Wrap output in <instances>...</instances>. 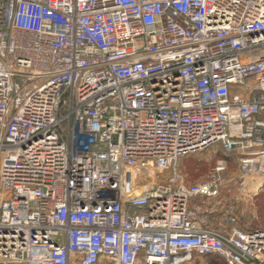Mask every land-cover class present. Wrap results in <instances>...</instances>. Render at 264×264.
<instances>
[{"label": "built area", "instance_id": "obj_1", "mask_svg": "<svg viewBox=\"0 0 264 264\" xmlns=\"http://www.w3.org/2000/svg\"><path fill=\"white\" fill-rule=\"evenodd\" d=\"M261 193L264 0H0V264H264Z\"/></svg>", "mask_w": 264, "mask_h": 264}, {"label": "rangeland", "instance_id": "obj_2", "mask_svg": "<svg viewBox=\"0 0 264 264\" xmlns=\"http://www.w3.org/2000/svg\"><path fill=\"white\" fill-rule=\"evenodd\" d=\"M218 149H214L211 151H207L205 153L199 154L197 156H193L192 158H195L193 160L194 162L190 160H184L180 164V169L183 172V174L186 176L187 181L189 183H196V182H202L206 181L209 177V175L214 170L216 163L218 161L217 158V152ZM233 162L230 164V173L235 174L239 166L236 164L235 158L232 160ZM259 203L262 206V203H264V199L256 198L255 200V207L252 214H248L247 216H244L241 221V225L244 227H249L252 229L255 228H264V221H263V208L264 205L259 207ZM262 209L261 212L259 210ZM210 261L206 257H200V256H194L193 257V263L192 264H209Z\"/></svg>", "mask_w": 264, "mask_h": 264}, {"label": "trees", "instance_id": "obj_3", "mask_svg": "<svg viewBox=\"0 0 264 264\" xmlns=\"http://www.w3.org/2000/svg\"><path fill=\"white\" fill-rule=\"evenodd\" d=\"M184 160H190V161L194 162L193 160H195V158L190 157V158H187V159H184ZM260 197H261V199H264V193L259 194L257 198H260ZM263 205H264V203H262V206ZM262 206L259 203V207L262 208ZM261 211H262V209L259 210V212H261ZM260 214L261 215L263 214L262 218H263V221H264V208H263V213H260ZM205 257L208 258V260L210 261L209 264H227L226 261L222 257H220L218 255H210V256H205Z\"/></svg>", "mask_w": 264, "mask_h": 264}, {"label": "crops", "instance_id": "obj_4", "mask_svg": "<svg viewBox=\"0 0 264 264\" xmlns=\"http://www.w3.org/2000/svg\"><path fill=\"white\" fill-rule=\"evenodd\" d=\"M220 157V156H217V158ZM183 162V161H182Z\"/></svg>", "mask_w": 264, "mask_h": 264}]
</instances>
